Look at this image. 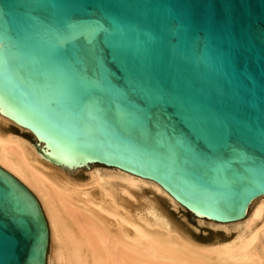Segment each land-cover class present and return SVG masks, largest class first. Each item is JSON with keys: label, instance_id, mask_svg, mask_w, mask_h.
Instances as JSON below:
<instances>
[{"label": "water", "instance_id": "1", "mask_svg": "<svg viewBox=\"0 0 264 264\" xmlns=\"http://www.w3.org/2000/svg\"><path fill=\"white\" fill-rule=\"evenodd\" d=\"M0 118L69 177L117 168L241 224L264 196V0H0ZM47 255L38 200L0 172V264Z\"/></svg>", "mask_w": 264, "mask_h": 264}, {"label": "bare ground", "instance_id": "2", "mask_svg": "<svg viewBox=\"0 0 264 264\" xmlns=\"http://www.w3.org/2000/svg\"><path fill=\"white\" fill-rule=\"evenodd\" d=\"M11 126L13 120L0 118V172L38 200L50 240L47 264H264V196L248 204L241 224L196 217L199 226L235 232L202 243L162 206L189 213L163 186L117 168L69 177L32 151L40 145L26 139L31 131H7Z\"/></svg>", "mask_w": 264, "mask_h": 264}, {"label": "rangeland", "instance_id": "3", "mask_svg": "<svg viewBox=\"0 0 264 264\" xmlns=\"http://www.w3.org/2000/svg\"><path fill=\"white\" fill-rule=\"evenodd\" d=\"M7 131H10V128H6ZM13 132V131H11ZM16 133V132H14ZM27 139V138H26ZM88 175V171H77L73 174V177L81 180L84 179ZM162 206L166 209L167 213L170 215L172 220L179 224L185 231H187L193 238L198 240L202 243H211L215 240H224L228 237H232L235 232L232 231L231 234H226L225 231L220 229H214L208 226L197 224V221L193 219L188 213L183 210H175L173 209L168 203L162 202ZM46 220V218H45ZM50 240L48 239V252H49V243ZM47 262H48V255H47Z\"/></svg>", "mask_w": 264, "mask_h": 264}]
</instances>
